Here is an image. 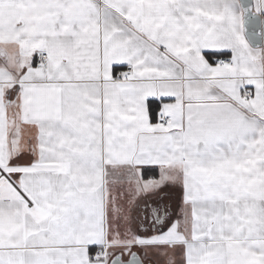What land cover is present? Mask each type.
Here are the masks:
<instances>
[{"label": "snow or ice", "instance_id": "snow-or-ice-1", "mask_svg": "<svg viewBox=\"0 0 264 264\" xmlns=\"http://www.w3.org/2000/svg\"><path fill=\"white\" fill-rule=\"evenodd\" d=\"M0 264H264V0H0Z\"/></svg>", "mask_w": 264, "mask_h": 264}]
</instances>
